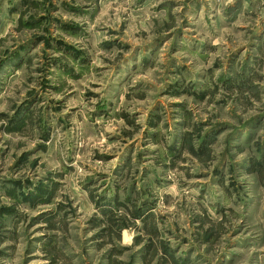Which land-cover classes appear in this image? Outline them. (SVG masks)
Returning <instances> with one entry per match:
<instances>
[{
    "label": "rangeland",
    "instance_id": "374dc122",
    "mask_svg": "<svg viewBox=\"0 0 264 264\" xmlns=\"http://www.w3.org/2000/svg\"><path fill=\"white\" fill-rule=\"evenodd\" d=\"M0 264H264V0H0Z\"/></svg>",
    "mask_w": 264,
    "mask_h": 264
}]
</instances>
